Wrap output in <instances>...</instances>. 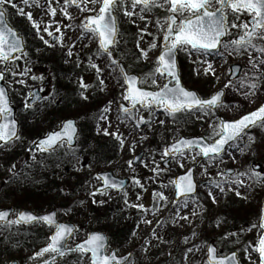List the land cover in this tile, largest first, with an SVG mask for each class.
I'll return each mask as SVG.
<instances>
[{"label":"rangeland","instance_id":"1","mask_svg":"<svg viewBox=\"0 0 264 264\" xmlns=\"http://www.w3.org/2000/svg\"><path fill=\"white\" fill-rule=\"evenodd\" d=\"M125 2L128 11L136 14L128 16L124 14L123 8H116L115 14L119 21L120 36L117 47L112 51V56H108L107 59L99 54L95 34L90 31L85 32L83 27L88 16L98 15L101 7L99 0L96 3H92L91 0H80L78 7H73L68 0H29L31 6L25 5L23 0H15V3L23 8L25 13L32 14L33 20L39 23L42 31L48 28V31H44V36L33 31L36 29L34 26H32L33 29L31 28L30 23L27 22L30 20L26 15H19L11 5H5L11 24L19 30L21 35L22 33L27 35L30 44L34 46L38 41V44L42 46L37 50L32 49L36 52L33 60L28 54L21 55L11 68L0 70L6 75V84L10 89L13 103L20 108L19 120L23 127L16 144L17 147L21 146L22 151H25V154H22L21 164L23 165L25 160H28L27 152L30 151L34 142L32 135L43 133L44 136L47 134L46 129L49 125L53 124L56 125L55 128H59L64 121H61L62 118L58 119L57 111L50 113L47 109L48 102L33 112H28L24 108V102L29 99V93L35 87H41L46 98L51 100L55 81L52 76L50 78L52 69L50 62L54 60L49 59L47 66L42 68L39 62L42 61L43 56L50 58L47 53L53 52L68 63L67 73H70V65L74 62L79 63L81 68L88 67L77 79L73 73V81L79 88L78 105L71 106L63 112L65 119L70 117L78 122L81 129L79 147L89 143L87 135L90 133L94 115L98 118L105 117V119H99L102 126H96L97 131L94 133L96 138L102 137L103 142L115 141L117 139L115 133L118 132L124 140L121 145L122 149L119 148L118 154L114 157L116 159L113 161L91 162L88 156H84L75 163L74 170L59 171L61 172L59 173L60 184L66 187L68 196H70L68 204H62L61 200L58 203L59 218L65 222L74 219L82 227L70 242V246L74 247L79 244L94 231L107 234L108 232L121 233L123 226L129 222L128 227L134 226L132 234L125 238L123 243L114 241L112 247L117 248L120 254L133 252V260L130 264H159L164 257L173 255L175 252L183 254L184 250L187 251L186 255L191 261L204 264V254L211 242L224 254L231 251L240 252L243 264H259L256 247L262 235L259 224L261 200L264 195V175L255 177L250 165L254 160L264 169V141H262L264 126L256 127L251 133L245 134L223 157L202 164L196 171L197 180L202 185L200 186L201 195L177 204L174 202V179L177 175L185 173L192 164L197 163L200 154L198 151H190L177 155L173 158L172 169L165 171L162 164L167 159V155L163 154L166 148L162 146L166 143L172 144L181 137L205 136L213 142L214 139L210 137L214 136V129L219 130L221 118L238 119L262 103L264 76L259 74V70L250 61L254 60L260 64V61L264 59V53L257 50L264 47V39L256 37L253 42L256 48L250 47L248 54L243 51L234 53L231 52V48L225 47L228 51L221 50L222 55L212 57L201 55L200 59L195 57L188 62L189 67L187 68L190 70L196 65L193 69L194 76L189 75L188 81L191 85L188 84V88L197 86L196 89L203 91V88L209 86L212 81L216 82L214 86H209L210 94L220 88H225L227 92L225 103L217 113L204 115L203 113L184 112L178 117H170L163 109L161 111L153 108L137 109L133 113L137 118L143 116L150 121L148 124L137 126L135 120L130 117L125 118L119 112V103L124 100L125 96V86L118 69L113 68L111 61L114 57L123 61L130 70L133 68L138 70L137 73L144 77L141 87L153 90L161 88L167 78L156 75L154 77L156 85H153L151 73L154 71L152 67L161 50V41L155 40L159 25L157 21H163L162 28L158 29V31L162 29L163 34L169 12L167 11L168 6H165L163 8L154 7L150 11L141 13V6L133 9L130 0H125ZM43 3H46L45 7H42ZM217 6L216 1L211 3V8L215 9ZM51 9L56 10L54 16ZM88 9H94V11ZM65 12L68 15H65ZM189 15L190 12L185 11L183 17L178 16L183 19ZM247 16L246 13L233 14L230 15V21L232 25H243L248 22ZM232 25H230L232 37L246 31L243 27H232ZM49 31L58 37L57 43L53 46L50 43L52 35H48ZM80 37L81 39L76 41ZM153 43L156 45L154 48L150 47ZM140 49L147 51L146 59ZM69 51L72 52L71 56L68 55ZM90 59L102 70L99 74L100 78L89 65ZM208 63L212 65L215 75L208 73L205 79H212L201 80V75L205 73ZM234 64L242 65L244 71L238 83L227 85L230 67ZM260 68L264 69V64H260ZM34 76L43 77V79H33ZM101 79L104 81L103 84L100 83ZM253 81L261 87L251 90L250 84ZM47 83L49 86L45 87ZM82 83L87 87L79 86ZM249 90L251 94L246 95L245 93ZM82 93L87 96V99L83 98ZM106 106H110L111 109L107 113L104 112ZM86 109L89 110L88 120L85 116ZM35 115H38L37 118H34ZM105 129L112 135H105ZM218 137L214 136L215 139ZM250 138H254V142ZM93 142L95 139H92ZM7 150L3 149L0 152L2 156L0 157L1 176L10 172L5 169L7 163L4 157L8 155ZM142 151L146 152L145 159L138 167L132 168L130 165L132 158ZM192 155H195L194 161L191 159ZM35 156H39L38 151ZM227 168L235 169L236 174L226 177L224 171ZM103 171H112L121 178L135 179L137 177L139 183H135L121 195L113 192L97 195L95 190L100 182L96 175ZM241 173L245 174L241 175ZM215 179H221L227 183L225 193L230 190L229 192H233L235 196L233 202L236 205L235 213L221 219L220 213L224 209L225 196H222L221 191H210L207 187ZM92 193L95 195L93 196ZM157 193H163L167 199H161ZM4 195L0 194V210L4 208L2 206ZM212 196H215V202ZM134 205H143V208ZM113 208L117 212L110 216L109 212ZM182 217H187V219H182ZM252 225L257 226L252 227ZM12 232V229H0V242L5 246L1 251L7 250L8 253L3 262L16 258L26 261V264L36 263L38 259H33L34 252L47 240L42 241V244L37 246L38 248L33 252L30 248H23L19 244L11 245ZM52 232L53 229L50 228L45 230L40 226L31 227V234L34 237L41 233H47L50 236ZM14 240L19 241L20 239ZM58 264H90V260L88 256L78 253L65 258Z\"/></svg>","mask_w":264,"mask_h":264},{"label":"snow or ice","instance_id":"2","mask_svg":"<svg viewBox=\"0 0 264 264\" xmlns=\"http://www.w3.org/2000/svg\"><path fill=\"white\" fill-rule=\"evenodd\" d=\"M68 2L76 4L77 0H68ZM91 2L96 3L97 0H91ZM99 2L102 6L99 9L98 15L88 17L87 23H85L83 27L85 30L99 36L100 49L111 57V47L118 42L117 35L119 31L116 18L113 15L115 9L117 7L123 8L124 14L128 16L135 15L136 13L128 11L125 0H99ZM211 2L212 0H162V2L161 0H132V8L135 9L137 6H141V13L150 11L154 7L163 8L165 6H168L167 11L170 13L167 17L168 28L164 37V49L162 54L158 57L157 67L154 69L153 73H151L153 85H156L154 77L157 74L166 76L168 82L158 91L144 90L137 87L139 83L138 77L130 75L126 70H122L123 78L128 85L127 95L124 98L131 101L132 109H135L138 104L146 109H150L152 105H156L157 107L163 106L165 110L172 115L180 111H197L202 112L204 115H208L219 107L224 106L222 99L224 96L223 90L209 97L201 98L195 91L189 90L181 84L175 62L176 51L181 47H190L197 52L206 54L217 50L222 42L226 47L234 46L232 48L234 52H240L246 46L256 48V45L253 43V38L258 37L264 39V32L258 31L264 29V0H218L220 8L216 11L210 10ZM23 3L31 6L29 0H23ZM5 5H11L13 8H16L19 15H26L37 31L40 30V25L37 21L33 20L32 14L30 12L25 13L24 9L15 3V0H0V60L5 62V67L7 68L8 62L20 58L13 56L14 53L20 52L24 55H27V53L24 52L23 38L7 24L6 18L8 14ZM227 6H230L236 13H239L242 9H246L253 13L255 17L253 30L246 31L245 35L237 40L222 41V38L228 34L227 17L224 13V9ZM88 10L94 11V9ZM51 11L54 16L56 10L51 9ZM185 11H189L190 15L178 21V15L183 17ZM65 15H68V13L65 12ZM141 18H143V16H141ZM232 27H243L247 30L249 25L247 23L243 25L233 24ZM44 31H48V28L46 27ZM48 35L51 36L52 33L49 31ZM41 39H43V37H41ZM45 43L49 42L45 41ZM150 47H156L155 43L151 44ZM257 50L264 53V47L258 48ZM140 51L146 59L148 55L147 51L144 49H140ZM68 55L71 56L72 52L69 51ZM250 62L259 70V74L264 76V69L260 68V64H264V59L260 61V64H257L254 60ZM111 63L115 65L120 64L119 60L114 57ZM89 65L95 68L97 72L102 71L99 65L92 63L91 59L89 60ZM208 73L215 75V71L210 63H208L205 69V74ZM13 75H15V73H13ZM4 78V72L0 71V81L4 80ZM33 79L42 80L43 77L34 76ZM257 80H259V76H257ZM20 83H24V81H20ZM100 83H104L103 79H101ZM81 87L86 88L87 85L82 83ZM250 87L255 90L258 87L257 82H251ZM245 94L248 95L250 93L246 92ZM82 96L84 99H87V96L83 93ZM33 99H37V97L34 96ZM25 103L26 107H34V105L28 101ZM110 110V106H106L104 112L107 113ZM122 111L125 114V118L130 117L132 120H135L137 126L150 123V121L146 120L143 116L137 118L128 107H123ZM100 119H105V117L101 116ZM257 123L264 126V106L243 116L237 121H221L219 130L217 131L214 129V136H219V138L215 139L214 136L210 137V139H214L212 143H201L200 140L195 139H183L170 148H166L163 154L170 155L173 153H180L181 147H186L193 151L198 148L201 155L211 160L223 153L225 151V145H229L230 142L235 141L245 128L250 126L254 127ZM16 125V120L12 118L10 97L5 88L0 86V142H2L4 146L20 139ZM76 133L75 121H67L60 132L50 134L47 139L40 142L39 147L43 151H50L54 150V145L59 143H68L71 145ZM104 134L112 135L107 129L104 130ZM115 136L120 141L121 145H123V137L118 132L115 133ZM250 139L254 142V138ZM191 159L194 161L195 155H192ZM244 174L245 173H241V175ZM255 175L260 176L261 174L255 172ZM97 178L104 181L106 188L112 187L119 189L121 187L118 181L111 179L107 175H101ZM180 181L181 183L177 185L180 195L183 196L195 191V182L190 173L187 176L181 177ZM185 181L186 184L183 183ZM136 182L139 183V181ZM216 187H220V185L217 184ZM106 188L100 191L103 192ZM92 195L94 196L95 193H92ZM157 195L160 196L161 199H167L163 193H157ZM211 195L210 193V196ZM212 199L215 202V196H212ZM101 203H103V201H101ZM134 206L143 208V205ZM144 210L147 211V209ZM8 215L9 213L7 212H0V221H5L8 224H20L39 219L48 222L49 225L55 224L57 231L51 237V242L47 247L37 252L33 259L43 257L46 253L50 252L64 256L71 251H78L81 253L90 251L92 253V264H113V262L119 264L115 253L111 256L105 253L104 250L107 247L106 237L101 234H92L89 240L78 245L76 249H68L62 242L66 241V238L71 235L73 230L68 225L56 223L54 214L36 217L32 214L21 213L17 220L12 221L7 220ZM182 219H187V217H182ZM256 226L257 225H252V227ZM259 227L264 229V217H262V222L259 224ZM256 251L260 254L261 264H264V238L260 239ZM210 254L212 256L210 264H234L235 262V254H233L231 258L218 259L215 248L210 249ZM44 264H49V262L45 260Z\"/></svg>","mask_w":264,"mask_h":264},{"label":"trees","instance_id":"3","mask_svg":"<svg viewBox=\"0 0 264 264\" xmlns=\"http://www.w3.org/2000/svg\"><path fill=\"white\" fill-rule=\"evenodd\" d=\"M56 65L54 68V99L55 103L52 107L54 111L58 112V119L63 118V112L70 108V104L79 99V88L76 87L73 81V74L67 73L68 65L59 58H55ZM73 67V66H72ZM72 81V84L70 82ZM76 87V88H75ZM202 95H207L209 90L207 87L200 91ZM89 112V111H88ZM87 112V113H88ZM93 113H95L93 111ZM94 115L91 121L90 133L87 135L89 143L81 146V149L59 148L56 152L51 154H43L40 159H33L32 153L27 152L28 160L21 164L22 151L21 146L17 145L8 151L7 157L4 160L9 167L10 174L0 176V184L2 190L5 192V201L11 203L17 210L24 208H32L33 210L42 213L51 210L58 205L59 200L67 201V191L64 186L60 184L57 177L59 169L65 167L72 168L73 164L82 156L88 155L92 162L102 163L104 161L113 160L119 152L118 141H101L102 137L96 138V126L100 127L98 117ZM54 125H49L46 130L52 129ZM42 134H33L32 140L38 139ZM92 139L95 142L92 143ZM264 141V137L262 138ZM4 149V147H0ZM27 150V149H26ZM0 157H2L0 155ZM66 191V192H65ZM223 209L225 216L234 213V205L230 204L229 198ZM113 212V210L111 211ZM112 215V213H111ZM110 215V216H111ZM133 227L125 225L121 233H110L112 240L123 243L124 239L129 237L133 231ZM23 230V231H22ZM27 229H21V240H27L23 232ZM20 235V234H19ZM119 235V237H118ZM22 241V243H23ZM0 260L2 258L0 257ZM159 264H199L188 260L183 254H174L169 258H165ZM204 264H207L204 262Z\"/></svg>","mask_w":264,"mask_h":264},{"label":"water","instance_id":"4","mask_svg":"<svg viewBox=\"0 0 264 264\" xmlns=\"http://www.w3.org/2000/svg\"><path fill=\"white\" fill-rule=\"evenodd\" d=\"M78 4V0H77V3L75 4V5H77ZM228 7V6H227ZM227 7H225V8H227ZM220 8V7H219ZM8 24V23H7ZM116 24H117V22H116ZM9 26V25H8ZM10 27V26H9ZM253 30V29H252ZM228 35V34H227ZM227 35L226 36H224L223 38H222V40L223 39H227ZM164 37H165V35H164ZM99 40H100V38H99ZM53 41H55V38H53ZM24 42V41H23ZM115 45V44H114ZM114 45H112V47L114 46ZM163 45H164V38H163ZM111 47V48H112ZM218 50V49H217ZM24 51H25V45H24ZM214 51H216V50H214ZM18 53H20V52H17V53H14L13 54V56H16V54H18ZM162 54V53H161ZM175 62H176V68H177V70H178V74H179V67H178V62H177V51H176V55H175ZM120 68H121V71L122 70H126L125 69V67L122 65V64H120ZM241 67L240 66H234L233 68H232V74H231V77H230V79H229V81L230 82H233V81H235L238 77H239V75H240V73H241ZM134 76H136V75H134ZM136 77H138V76H136ZM180 77V76H179ZM139 78V77H138ZM3 81L4 80H2V81H0V86H3L4 88H5V90L7 91V93H8V95H9V92H8V89H7V87L3 84ZM139 82H140V78H139ZM180 82H181V84H182V81H181V78H180ZM127 85V84H126ZM183 85V84H182ZM137 87H139V83L137 84ZM140 88V87H139ZM127 90H128V85H127ZM145 90V89H144ZM150 91V90H149ZM221 91V90H220ZM224 92V91H223ZM32 95H33V97L35 96V97H37V99H31V101H30V103H32L34 106L35 105H37L39 102H40V100H41V95H40V93H39V89H35L33 92H32ZM224 96H225V92H224ZM224 96H223V98L222 99H224ZM10 105H11V100H10ZM138 106H142V105H137L136 107H138ZM153 106H155L156 108H158L156 105H153ZM262 106H264V103L262 104ZM122 108L123 107H126L125 105H122L121 106ZM11 108H12V118L13 119H15L16 120V112H15V109L11 106ZM129 109H131V110H134V109H132V106L131 107H128ZM254 111H256V110H254ZM253 111V112H254ZM246 115H248V114H246ZM16 122H17V129H18V132H19V123H18V121L16 120ZM257 124H259V123H257ZM75 125H76V122H75ZM64 126H65V123H64V125H63V127L60 129V130H58V131H56V132H60L63 128H64ZM253 126H250V127H248V128H245L244 129V131L240 134V136L238 137V138H240L247 130H249L250 128H252ZM76 129H77V133H76V135L74 136V141H73V143L71 144V145H69L70 147H74L75 145H76V138H77V136H78V128H77V125H76ZM56 132H53V133H56ZM53 133H50V134H53ZM49 134V135H50ZM48 135V136H49ZM48 136L47 137H45V138H43V139H41V140H39L34 146H33V149L34 148H36L37 146H39L40 145V142L41 141H43V140H45V139H47L48 138ZM237 138V139H238ZM183 139H185V138H183ZM183 139H181V140H183ZM193 139H195V140H200L201 141V143H208L204 138H191V139H189V140H193ZM236 139V140H237ZM235 140V141H236ZM235 141H232V142H230L229 143V145H225V151L227 150V148L232 144V143H234ZM179 142V141H178ZM178 142H176L175 144H177ZM60 144H62V143H59V144H57V145H54V150L60 145ZM174 145V144H173ZM172 145H170L168 148H170ZM198 149V148H197ZM185 150H190L189 148H186V147H181V149H180V152L181 151H185ZM50 151H53V150H50ZM224 151V152H225ZM223 152V153H224ZM174 154H176V153H173V154H170V156H172V155H174ZM222 154V153H221ZM220 154V155H221ZM144 153H141L140 155H138L135 159H134V161H133V165L134 166H136V165H138L141 161H142V159L144 158ZM220 155H218V156H220ZM205 159H207L206 157H202V160L201 161H203V160H205ZM170 162H171V159H168L167 161H165V163L163 164V166L165 167V169H170ZM196 167L197 166H193V167H191L190 168V170H189V172L187 173V174H184V175H181V176H179L178 178H177V180H176V192H177V195H176V201H179V200H181L182 198H184V197H186V196H194L196 193H197V189H198V186H197V184H196V182H195V176H194V171H195V169H196ZM252 168H253V170L255 171V172H259V173H262L263 172V170H262V167L261 166H259V165H257V164H253L252 165ZM234 170H232V169H229V170H227L226 171V174L227 175H233L234 174ZM191 174V176H192V179H193V181L195 182V191L194 192H192V193H188V194H186V195H180L179 194V189H178V183H181V181H180V178L181 177H184V176H187L188 174ZM101 175H107V176H109L111 179H114V180H116V181H118L120 184H121V187L119 188V189H117V188H112V187H107L106 188V186H105V184H104V181L103 180H101L102 181V186L101 187H99L98 189H97V192L98 193H104V192H107V191H110V190H114V191H117V192H122V191H124L130 184H131V180L130 179H120V178H117V177H115L114 176V174L112 173V172H104V173H100V174H98V176H101ZM183 183H185L186 184V181L185 182H183ZM106 188V190L105 191H103V192H101L100 190L101 189H105ZM0 212H7V213H9V215H8V217H7V220H9L10 221V219H11V217L15 214V209L14 208H10V209H4V210H1ZM21 213H27V214H32V215H34V216H36V217H44V216H48V215H51V214H54L55 215V221H56V223H58V224H61V223H59V221H58V219H57V212L56 211H53V212H51L50 214H47V215H41V216H37L35 213H33L32 211H29V210H24L23 212H21ZM20 213V214H21ZM19 214V215H20ZM19 215H18V218H19ZM263 217H264V200H263ZM37 222H45L46 224H48V222H46V221H44V220H35V221H32V222H23V223H21V224H23V225H32V224H34V223H37ZM7 224L5 221H0V224ZM49 225V224H48ZM61 225H68V226H70V228L73 230L72 232H71V235L69 236V237H67L66 238V241H64V242H62V244L66 247V245H67V243H68V241L72 238V236L75 234V232L77 231V227H76V225H74V224H61ZM50 226H53V227H55V224H53V225H50ZM57 231V230H56ZM55 234V233H54ZM53 234V235H54ZM92 234H101V235H103L104 237H106V245H107V247H106V249L104 250L105 251V253L107 254V249L109 248V245H110V241H109V238L107 237V235H105V234H102V233H98V232H96V233H92ZM92 234H90L89 236H88V239L87 240H89V238L91 237V235ZM262 238H264V235L262 236ZM86 240V241H87ZM85 241V242H86ZM84 242V243H85ZM81 244H83V243H81ZM77 247H75V248H73V250L74 249H76ZM211 248H215L216 249V256H217V258L218 259H222V258H231L232 256H233V254H235V262H234V264H240V262H239V260H238V257H237V253L236 252H233V253H231V254H229L228 256H225V257H222V256H218V252H217V248L216 247H214V245H210L209 246V248H208V261L210 262L211 260H212V256H211V254H210V249ZM42 250V249H41ZM41 250H39V251H41ZM38 251V252H39ZM74 252H76V251H71V252H68L66 255H69V254H71V253H74ZM87 254H90L91 255V263H92V253L89 251V252H86ZM113 253H115V255H116V257H117V261L119 262V264H127L130 260H131V258H132V254L131 253H128L127 255H125V256H123V257H119L118 256V254H117V250L116 249H112V251H111V253L109 254V256H111ZM46 254H48V253H46ZM45 254V255H46ZM258 254H259V252H258ZM44 255V256H45ZM66 255H64V256H60V255H55L54 257H52L51 259H49L48 260V262H49V264H53V262H55V261H57V260H59V259H62L63 257H65ZM108 255V254H107ZM259 256H260V254H259ZM260 259H261V257H260ZM13 264H18V263H13ZM40 264H44V262L43 263H40ZM113 264H116V262H113Z\"/></svg>","mask_w":264,"mask_h":264},{"label":"flooded vegetation","instance_id":"5","mask_svg":"<svg viewBox=\"0 0 264 264\" xmlns=\"http://www.w3.org/2000/svg\"><path fill=\"white\" fill-rule=\"evenodd\" d=\"M252 18H254V15L253 14H251V13H249V16H248V22H247V24L249 25V28L246 30V31H249V29H250V27H251V24H250V20L252 19ZM9 23H11V21H9ZM246 31H242L240 34L242 35V34H245L246 33ZM260 32H262V30H260ZM148 66V65H147ZM146 66V67H147ZM181 66V65H180ZM187 67H189L188 65H186ZM12 67V63H9V64H7V68L5 67V62L4 61H2V60H0V70L1 69H9V68H11ZM187 67H182V68H180V75H181V79H182V81H183V85H185V86H187L188 84L189 85H191V83L188 81V79H189V75H193L194 76V73H193V69L194 68H191V70L189 69V68H187ZM152 68H154V67H152ZM126 69H127V71L129 72V74H132V75H138V76H140L141 77V79H142V81H143V79H144V77L142 76V75H139L137 72H138V70H136V69H129L128 67H126ZM184 79V80H183ZM124 82V81H123ZM168 82V79L165 81V83L164 84H166ZM124 86H125V83H124ZM164 86V85H163ZM162 86V87H163ZM161 87V88H162ZM160 89V88H159ZM225 103V101L223 102V104ZM221 107H219L217 110H215L214 111V113H217L218 112V110L220 109ZM50 228V227H49ZM48 229V228H47ZM51 229V228H50ZM53 229V232H54V228H52ZM52 232V233H53ZM51 236V235H50ZM50 257V255L49 256H46L44 259H38L37 260V262L36 263H38V262H42L43 260H45V259H48ZM59 262H61V261H58V262H56V263H54V264H58ZM35 264V263H34Z\"/></svg>","mask_w":264,"mask_h":264}]
</instances>
